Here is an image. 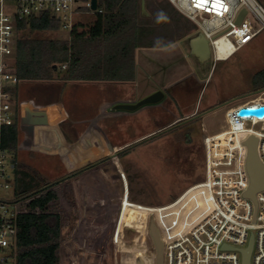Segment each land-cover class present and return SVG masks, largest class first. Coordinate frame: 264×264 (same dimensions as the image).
<instances>
[{"label":"rangeland","instance_id":"374dc122","mask_svg":"<svg viewBox=\"0 0 264 264\" xmlns=\"http://www.w3.org/2000/svg\"><path fill=\"white\" fill-rule=\"evenodd\" d=\"M153 1L163 6L167 14L176 9L168 0ZM258 1L264 8V0ZM151 2L152 0L146 1V10L151 7ZM142 11L141 5L140 12ZM181 17L186 18L184 15ZM155 24L157 23L153 22L152 25ZM194 26L197 31V26ZM160 30L164 33L170 30L173 35L171 37L175 39L169 44L170 50L176 51L179 58H185L189 70L171 75L172 80L170 79L167 89L147 101L140 130H129L125 123L112 120H106L102 123V128L100 126V129H94V119H98V114H92L91 106L94 100L101 101L104 94L102 92L86 91L79 89L75 83H70L71 86L68 85L59 96L71 112L68 120L71 130L66 132L63 129L65 136L57 134V137L61 135L64 140L62 144H65V149H73L72 144L76 140L73 136L79 134L80 138L81 132L85 136L92 135L91 139L98 137L103 141L108 140L109 146L126 145L120 149L125 152L122 156H118L120 151L106 152L99 156L96 150H85L82 155L70 153L67 156L77 159L70 160L71 162L79 161V169L101 159H111L105 166V171L112 193L111 202L118 207V212L108 217L116 219V226L102 264H155L157 244L150 227L152 221L157 225L163 245L166 237L189 230L204 216L207 210L205 196L198 193L199 185L196 186L197 181L204 178L203 137L226 129V112L232 105L264 100V88H256L252 82L254 75L264 69V32L227 59L215 61L211 58L203 65V70L188 49V39L186 46L183 38L177 37L174 28L168 29L166 24ZM67 34L49 31L40 36L64 39ZM169 39L168 37L166 40ZM64 83L60 80L58 82ZM26 84L28 83H24L25 89L28 87ZM34 84L35 88H31L33 91H28L27 96L29 93L38 94L39 91V99L43 100V90L46 88L37 90L38 83ZM52 92L59 93L55 88ZM113 94L120 95L119 91ZM99 95L101 97L98 98ZM47 115L48 112L43 117L39 116L38 120L43 122ZM57 121L59 123L54 122L57 126L64 123L61 119ZM31 123L26 119L22 124L24 130L21 131L18 122V147H22L25 136H32L31 133L35 132ZM190 129V140L186 141L185 133ZM55 134V131L51 132V135ZM44 135V138H51L48 132ZM99 139L94 140L98 142ZM127 142L130 143L124 144ZM28 153L27 150L21 151L19 163L36 174L40 183L70 176L79 170L69 171L70 161L67 158L56 156L47 160L32 157ZM113 165L118 174L116 182L110 180V175L114 172ZM82 214L89 215L85 207ZM92 218L97 222L106 219L95 216ZM75 223L76 219L72 214L70 225L62 231L64 239H68ZM62 257L63 264H99L98 254L77 248L70 242L64 246Z\"/></svg>","mask_w":264,"mask_h":264},{"label":"trees","instance_id":"16d2710c","mask_svg":"<svg viewBox=\"0 0 264 264\" xmlns=\"http://www.w3.org/2000/svg\"><path fill=\"white\" fill-rule=\"evenodd\" d=\"M98 3L103 12L80 18L64 39L40 36L59 31V22L50 13L21 19L15 60L10 68L19 82L132 81L138 48L164 47L175 40L170 30L166 33L160 30L164 24L168 29L174 28L179 38L195 30L192 21L175 12L167 14L153 0L148 8L152 15L149 18L140 16L141 0H98ZM161 14L163 19H158ZM153 22L157 24L152 25ZM252 82L256 88H264V69L254 75ZM191 133V129L186 131V141ZM18 139L17 117L12 125L4 126L2 136L4 147L15 158L17 264H63L62 250L68 242L98 254L102 264L116 226V219L108 217L118 212L111 202L105 171L111 159L95 161L70 176L40 183L36 174L16 159ZM123 154L120 152L118 156ZM113 170L110 180L116 182L115 165ZM82 206L88 210V216L82 214ZM72 214L76 223L68 239H64L62 231L70 225ZM93 216L106 219L97 222Z\"/></svg>","mask_w":264,"mask_h":264},{"label":"built area","instance_id":"2783aa9c","mask_svg":"<svg viewBox=\"0 0 264 264\" xmlns=\"http://www.w3.org/2000/svg\"><path fill=\"white\" fill-rule=\"evenodd\" d=\"M168 1L203 33L215 61L231 57L264 32V8L258 0H220L215 6L213 0L202 6L194 0ZM96 12L103 9L98 2L93 9L92 0H0V264H17L15 158L4 147L2 136L4 126L15 121L19 78L10 68L19 21L50 13L59 22V32L70 33L80 18ZM260 106L264 100L232 105L226 112V129L203 137L204 178L196 186L205 196L207 210L189 230L164 239L163 264H243L241 250L248 246L251 234L250 264H264V189L256 195L257 205L244 195L250 182L244 142L250 135L258 138L264 165V114L239 113Z\"/></svg>","mask_w":264,"mask_h":264},{"label":"crops","instance_id":"0c3cea01","mask_svg":"<svg viewBox=\"0 0 264 264\" xmlns=\"http://www.w3.org/2000/svg\"><path fill=\"white\" fill-rule=\"evenodd\" d=\"M147 1V0H146ZM176 14H181L176 9L174 10ZM140 16L142 17H151V13L149 10H143L140 12ZM183 16V14H182ZM195 30L187 31L184 35L183 40L185 45L187 46L188 39V49L191 53L189 39L194 36ZM171 45H167L164 47H140L136 50L135 60H136V71H135V79L132 81H64V84H58L61 79H53L47 81H23L19 82L15 87L16 91V99L13 104V108L15 111V118L18 117V122L20 123L21 131L24 130L23 122L28 119L32 122L31 127L35 128V132H32V136L28 133V136L24 138L22 141V147L19 145L17 157L16 159L19 161L21 158V151L27 150L32 157H40L42 159H51L56 156H60L62 159H66L67 156L72 154L85 153V150H96L99 152V156L105 154L106 152H115L120 151L123 146L119 147L112 144H109L108 140L103 141V139H99L92 137L89 135L85 136L83 132H81V136L79 138V134L75 135L73 142V149L68 151L67 148L64 147L65 144H62L64 140L61 135L65 136L63 133V129L67 132L71 127L69 126V115L70 111L67 110V105L63 98L59 97L60 92L62 94L63 90L68 88V85L71 86L70 83H75L74 85L79 87V89H84L86 91L90 90L92 92H102L104 93L101 97V101L94 100L95 102L91 106L92 114H98V119H94V129H100L103 127L102 123L106 120H112L114 122H122L125 123V127H129V130L135 129L136 131L140 130L142 124L141 120H143V114L146 111V103L150 98L156 97L158 94H162L167 89L170 79L172 80V76L175 73H179L183 70L184 73L189 70V64L185 60L184 57L179 58L177 56L176 51L171 52ZM170 50V51H169ZM191 55L195 58V61L198 62V65L204 70L203 65L204 62H201L196 56L192 53ZM179 59L178 61H176ZM176 61V62H175ZM207 65V64H206ZM208 67V66H207ZM207 69V68H206ZM172 75V76H171ZM69 84H66V83ZM24 83L30 89L24 88ZM37 84V90L46 88L43 90L45 95L43 96V100L39 99L40 92L38 94L33 93L27 96L28 91H33L35 88V84ZM72 84V85H73ZM32 88V89H31ZM57 89L58 94H54L52 89ZM119 91L120 95H114V92ZM98 94V93H97ZM54 98H53V97ZM50 98V99H49ZM103 99V100H102ZM237 104V103H236ZM89 110V111H91ZM44 112V113H42ZM44 121L40 122L38 119L39 116H44ZM70 112V113H69ZM84 116V115H83ZM30 117V119H29ZM41 117V118H42ZM49 118V120L47 119ZM75 118V117H74ZM64 120L61 126H57L59 121ZM92 119V118H91ZM89 119V121L91 120ZM57 123H54V122ZM78 121L76 120L75 123ZM133 122V123H131ZM61 123V122H60ZM36 125V126H35ZM27 126V125H26ZM32 127V128H33ZM28 128V127H27ZM112 129V128H111ZM55 131V135H51V132ZM48 132V136L44 138V133ZM58 132V133H57ZM61 134L57 137V134ZM118 134V133H117ZM43 137V138H41ZM94 139H99L100 141L96 142ZM61 142V143H60ZM87 143V144H85ZM130 142L124 143L128 144ZM62 146H61V145ZM79 145L81 148H79ZM107 145V146H106ZM104 146V147H103ZM106 146V147H105ZM104 148V149H103ZM55 155V156H54ZM79 158V157H78ZM79 159H84L83 157ZM66 160H77L74 156L67 158ZM93 160V159H92ZM78 162V163H76ZM79 161H70L68 165L69 171L79 169Z\"/></svg>","mask_w":264,"mask_h":264},{"label":"water","instance_id":"95a60500","mask_svg":"<svg viewBox=\"0 0 264 264\" xmlns=\"http://www.w3.org/2000/svg\"><path fill=\"white\" fill-rule=\"evenodd\" d=\"M97 0H92V8L97 9ZM143 10H145L146 0H141ZM245 10H242L239 19L244 15ZM191 53L196 56L201 62H208L211 59V50L208 40L205 38L203 33L197 32L194 36L189 39ZM240 114L251 113V114H264V106L257 108H242L239 111ZM247 147L246 167L250 178L249 186L245 191L244 195L253 200L257 205V193L264 189V165L258 154V138L255 135H250L245 140ZM151 230L157 244V255L155 264H163L162 255V241L159 235L157 225L154 221L151 222ZM254 235L251 234L248 246L241 250L243 264H250L251 253L253 249Z\"/></svg>","mask_w":264,"mask_h":264},{"label":"snow or ice","instance_id":"6c2138e0","mask_svg":"<svg viewBox=\"0 0 264 264\" xmlns=\"http://www.w3.org/2000/svg\"><path fill=\"white\" fill-rule=\"evenodd\" d=\"M197 3V6H202L208 2V0H194ZM220 0H213V5L219 4Z\"/></svg>","mask_w":264,"mask_h":264},{"label":"clouds","instance_id":"9594fccd","mask_svg":"<svg viewBox=\"0 0 264 264\" xmlns=\"http://www.w3.org/2000/svg\"><path fill=\"white\" fill-rule=\"evenodd\" d=\"M158 19H163V15L161 14V15L158 17Z\"/></svg>","mask_w":264,"mask_h":264}]
</instances>
